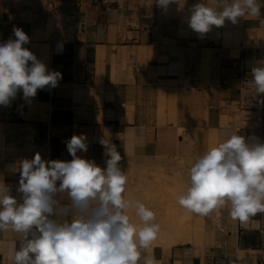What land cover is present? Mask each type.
Returning <instances> with one entry per match:
<instances>
[{
	"label": "crops",
	"instance_id": "0c3cea01",
	"mask_svg": "<svg viewBox=\"0 0 264 264\" xmlns=\"http://www.w3.org/2000/svg\"><path fill=\"white\" fill-rule=\"evenodd\" d=\"M199 2L174 0L156 14L153 0H0V43L21 28L30 38L24 47L62 74L56 89H38L28 101L21 90L10 106H0V183L18 202L19 172L10 167L37 152L45 160L70 161L66 141L73 135L87 137V152L77 155L101 168L106 157L99 141L111 140L125 175L133 166L181 160L188 150L194 162L234 131L264 142V111L258 123L242 114L236 123L230 114L245 98L234 64L245 58L251 68L250 62L264 60V7L260 16L226 20L201 38L188 25ZM204 3L219 9L223 0ZM250 34L256 37L246 47ZM205 55L206 85L189 84ZM57 199L69 203L66 194ZM216 213L225 232L213 245L141 249L138 264L147 256L156 264H264V213L246 222L233 219L228 204L208 216ZM22 240L11 227L0 231V264H13L11 242L18 249Z\"/></svg>",
	"mask_w": 264,
	"mask_h": 264
},
{
	"label": "clouds",
	"instance_id": "9594fccd",
	"mask_svg": "<svg viewBox=\"0 0 264 264\" xmlns=\"http://www.w3.org/2000/svg\"><path fill=\"white\" fill-rule=\"evenodd\" d=\"M172 2L155 0L163 8ZM261 7L262 0H223L219 9L201 0L191 6L188 25L203 38L226 20L236 24L240 17L260 16ZM29 42V36L14 27L13 38L0 43V106H10L21 90L28 101L38 89L55 88L62 77L24 47ZM250 75L255 95L264 94V60L252 67ZM99 142L105 168L77 155L88 150L83 134L66 141L70 161L45 160L37 152L10 167L19 172L16 191L22 202L11 195L9 185L0 183V231L11 227L23 234L18 249L11 242L13 264H138L140 250L150 248L160 231L155 213L124 198L127 176L122 156L111 140ZM57 194H66L69 203L61 204ZM178 203L202 216L228 204L231 217L241 222L264 213V142L234 131L210 147L191 164L188 186ZM133 206L139 227L126 214ZM144 264H156L155 257H145Z\"/></svg>",
	"mask_w": 264,
	"mask_h": 264
},
{
	"label": "rangeland",
	"instance_id": "374dc122",
	"mask_svg": "<svg viewBox=\"0 0 264 264\" xmlns=\"http://www.w3.org/2000/svg\"><path fill=\"white\" fill-rule=\"evenodd\" d=\"M255 37L252 34L247 36L245 46L250 47L251 41ZM250 65L254 67L255 63L250 62ZM210 71V60L205 55L202 58L201 66L197 68L195 78L193 81L190 80L189 84L195 82L196 84L200 83V86H205ZM230 114L236 123L242 120V115L237 111L236 106L233 107ZM184 156L181 160L172 163H150L133 166V169L126 172L127 183L123 193L124 198L132 205L139 201L150 208L155 213V223L160 226L157 238L152 242L149 249L170 252L175 246L188 242L196 248L205 244H208L207 246L214 244V239L218 233L215 222L220 217L219 213H216V217L212 218L208 215L196 214L194 216L193 212L184 209L178 203L180 195L186 191L188 186L189 171L186 168L192 163L189 150ZM129 209L130 220L138 227L141 226V221L135 214V207Z\"/></svg>",
	"mask_w": 264,
	"mask_h": 264
},
{
	"label": "built area",
	"instance_id": "2783aa9c",
	"mask_svg": "<svg viewBox=\"0 0 264 264\" xmlns=\"http://www.w3.org/2000/svg\"><path fill=\"white\" fill-rule=\"evenodd\" d=\"M155 1V0H153ZM152 10L158 14L161 10V6L154 5L152 6ZM235 67L240 71L239 75V85H240V93L245 92V98L242 103L239 104V111L241 114L247 118L248 121H253L255 123L261 122L262 120V113L264 111V98L261 95H255L253 88L254 86L251 85L250 81L252 77L250 75L251 69L248 68L246 65L245 58H240L235 64ZM53 90L56 89L52 88ZM217 232L224 233V228L221 227L220 221H217Z\"/></svg>",
	"mask_w": 264,
	"mask_h": 264
},
{
	"label": "bare ground",
	"instance_id": "6f19581e",
	"mask_svg": "<svg viewBox=\"0 0 264 264\" xmlns=\"http://www.w3.org/2000/svg\"><path fill=\"white\" fill-rule=\"evenodd\" d=\"M189 151H190V150H189ZM187 154H188V153H187ZM191 155H192V154H191ZM188 156H189V154H188ZM190 161H191V158H190ZM192 163H193V162H192ZM192 163H191V164H192ZM127 214H128V215L130 214V209H129V208L127 209Z\"/></svg>",
	"mask_w": 264,
	"mask_h": 264
}]
</instances>
